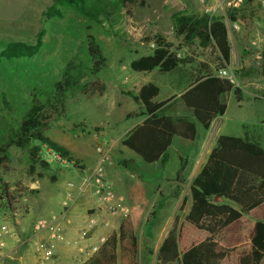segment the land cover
<instances>
[{"label": "rangeland", "instance_id": "1", "mask_svg": "<svg viewBox=\"0 0 264 264\" xmlns=\"http://www.w3.org/2000/svg\"><path fill=\"white\" fill-rule=\"evenodd\" d=\"M140 1L144 3L135 4L128 11L122 0H107L105 8L95 17H88L74 7H60L63 16L51 17L49 8L54 0H0V143L5 142L22 121L33 91L46 100L54 94L55 83L62 80L69 65L76 64L72 75L84 69L80 86L67 93L65 112L46 132L53 142L70 153L74 168L54 165L44 168L38 163L32 170L28 150L15 146L9 149L14 171L5 181L11 189L20 187L24 191L16 206V218L0 202L2 220L11 229L6 237L7 247L0 254V264L44 263L41 253L51 249L43 246L45 239L35 242L34 224L40 218L59 215L69 185L73 184L78 190L91 176L94 170L86 177L83 170L85 162L91 161L93 156L96 157L93 165L99 161L96 151L99 142L111 148L113 165L107 168L105 178L117 194L113 205L123 198V206L114 215L111 205L93 209L90 214L94 217H89L84 226L99 219L85 235L86 242H90L89 238L95 233L93 237L99 248L102 236L118 230L123 219L133 215L139 240L137 264H180L176 260H163L160 247L169 235L178 234L189 213L192 181L206 163L217 138L220 135L247 137L264 148V0H247L237 8L235 22L230 19L225 0H211L209 4L201 0ZM208 7H213V12L208 13ZM178 12L223 18L230 30L232 61L226 70L217 74L241 86L244 98L238 102L233 92L225 94L223 100L228 109L221 121L214 122L208 130L198 125L196 140L175 137L166 166L160 162L148 164L122 145L125 136L144 120V117H128L144 111L128 93L135 95L143 85L153 83L160 88L156 101L171 99L164 113L191 118L192 112L185 107L182 94L197 75L205 72V66L213 69L220 63L215 48H203L198 39L188 44L182 36H177L172 16ZM245 18L251 19L253 24L248 44L242 40ZM156 34L173 43L177 54L190 63L170 73H161L158 69L134 71L131 62L153 53L154 43L146 38ZM90 36L96 39L107 59L106 68L96 76L86 70L91 64ZM39 39L42 46L36 56L13 61L1 58L8 43L35 45ZM95 79L101 81L104 91L87 98L81 93V87ZM123 162H127L128 167ZM27 246L30 247L25 248ZM91 250L92 256L94 249ZM52 252L51 262L45 264H79L75 256L58 260Z\"/></svg>", "mask_w": 264, "mask_h": 264}, {"label": "trees", "instance_id": "2", "mask_svg": "<svg viewBox=\"0 0 264 264\" xmlns=\"http://www.w3.org/2000/svg\"><path fill=\"white\" fill-rule=\"evenodd\" d=\"M107 0H54L49 8L51 17H62L60 7H74L80 13L95 17L106 6ZM130 11L140 0H122ZM237 8L230 9V19L236 21ZM174 30L182 36L185 43L198 39L203 48L213 47L219 54L220 63L213 69L205 66V72L197 75L193 85L182 94L181 99L192 117H175L162 112V108L171 99L158 102L160 88L148 83L137 94L132 95L144 111L129 114L128 117H144L122 140V145L142 158L145 163H169V149L175 137L196 140L198 125L210 129L213 121L226 114L228 105L223 96L233 92L238 102L243 101V88L232 80L218 76L232 61V45L229 29L223 18L210 14L175 13ZM245 30L242 40L248 44L253 31L252 20L244 19ZM154 43L153 53L144 55L131 62L136 72L170 73L177 67L189 64L174 50V44L161 34L146 38ZM37 44L24 42L8 43L1 52V58L7 61L32 58L41 49ZM88 52L90 66L87 71L98 75L107 66V59L93 36L89 37ZM76 64L66 68L62 80L54 85V94L42 100L33 91L27 112L18 127L8 139L0 143V202L10 214L24 191L20 187L11 189L5 177L14 171L9 149L13 146L28 150L31 169L40 163L41 144H51L65 155L70 153L58 146L47 135L51 124L66 110V96L80 86L84 78V69L72 75ZM104 86L95 79L81 87V93L87 98L101 95ZM176 96H174L175 98ZM38 142V145H33ZM127 166V162H123ZM128 167V166H127ZM55 180V179H54ZM192 205L177 235H169L160 247V256L165 261H178L180 264H261L264 260V148L249 138L220 135L210 152L201 171L191 184ZM143 209V208H142ZM136 218L127 215L118 230L106 236V241L83 264H137L139 240L136 232Z\"/></svg>", "mask_w": 264, "mask_h": 264}, {"label": "built area", "instance_id": "3", "mask_svg": "<svg viewBox=\"0 0 264 264\" xmlns=\"http://www.w3.org/2000/svg\"><path fill=\"white\" fill-rule=\"evenodd\" d=\"M211 0H201L204 4H209ZM247 0H225L229 9L240 8ZM208 13L213 12V7H208L206 10ZM96 151L99 155V161L91 174L84 182L78 187V190L74 189V185L70 184L68 189V195L62 202V207L65 212L72 206L76 193L90 192L91 196L97 203V208L102 209L107 205H111V213L116 214L123 206V198H119V203L113 205V202L117 198V194L109 187L105 178L106 170L109 166L113 165V158L111 154V148L106 143H98L96 145ZM40 161L49 164V166H58L60 168H74V161L70 155H65L62 151L57 150L51 144H42L39 150ZM15 218L18 217V211L15 210L12 214ZM0 215V254L7 247L6 237L11 234V229L8 224ZM33 233L38 236L42 233H46L50 240H62L64 238V231L60 224V217L58 215H52L50 218L38 219L33 227ZM106 241V236L100 238L101 244ZM43 264L47 260L53 257L51 250H43L41 253Z\"/></svg>", "mask_w": 264, "mask_h": 264}, {"label": "crops", "instance_id": "4", "mask_svg": "<svg viewBox=\"0 0 264 264\" xmlns=\"http://www.w3.org/2000/svg\"><path fill=\"white\" fill-rule=\"evenodd\" d=\"M234 27L239 29L238 25H234ZM229 36H230V30H229ZM230 40H231V36H230ZM218 76L223 77L222 75H219V74ZM195 81H193L190 84V86L193 85ZM168 106H169V103H167L162 108V112ZM224 116L225 115L216 118L213 121V123L216 121L217 122L221 121ZM95 158L96 157L93 156L91 161L85 162L86 166L83 170L85 177L88 176L95 169L98 163V160H97V162L93 165V161L96 160ZM93 209H95V211L98 210L97 203L95 202V199L91 196L90 192L89 194L88 193L77 194L72 206L66 212L62 207V211L58 215L60 217L61 227L64 231V238L60 240V242L58 241L57 243V241H51L48 238L47 234L43 233L36 237L37 240L35 242H39L41 241V239L42 240L45 239L43 246H48V249H51V251H54L55 257H58V260L61 258H66L67 256L69 258L75 256L78 258L77 262H79V264H83L91 256V252H92L91 249H94L93 252H95L98 249V247H96L97 241L95 237H93L95 233H93L92 237L89 238L88 241L90 242L87 243L86 242L87 240L85 238V235L97 225V221L99 219V218H96V220L94 219L91 224H89L88 226H84L85 222L89 220V217H92V218L94 217V214L93 215L90 214ZM51 242H55V244L52 247L49 245ZM29 247L30 246H27L25 248H29ZM51 260L52 258L47 260V262H51Z\"/></svg>", "mask_w": 264, "mask_h": 264}]
</instances>
